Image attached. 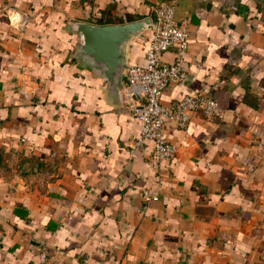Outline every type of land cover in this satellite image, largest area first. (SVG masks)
Returning <instances> with one entry per match:
<instances>
[{"label": "crops", "instance_id": "crops-1", "mask_svg": "<svg viewBox=\"0 0 264 264\" xmlns=\"http://www.w3.org/2000/svg\"><path fill=\"white\" fill-rule=\"evenodd\" d=\"M160 1L189 30L185 84L162 101L203 92L222 108L168 126L165 160L105 82L76 71L65 28ZM9 6L27 15L21 31ZM147 45H130V63ZM0 264H264V0H0Z\"/></svg>", "mask_w": 264, "mask_h": 264}, {"label": "built area", "instance_id": "built-area-1", "mask_svg": "<svg viewBox=\"0 0 264 264\" xmlns=\"http://www.w3.org/2000/svg\"><path fill=\"white\" fill-rule=\"evenodd\" d=\"M6 15L12 28L24 29L27 22L25 13L9 6ZM150 17L153 26L147 37L145 63L129 64L121 98L124 109L140 122V138H149L154 155L165 160L172 158L177 150L167 137L168 126H185L194 112H202L209 117L221 116L222 108L203 92H187L169 103L162 101V94L169 84H185L186 70L182 63L188 49L189 30L185 21L176 18L173 1L155 3ZM171 48L173 58L165 60L163 53ZM142 194L146 201L158 197L155 191L148 189H143Z\"/></svg>", "mask_w": 264, "mask_h": 264}, {"label": "water", "instance_id": "water-1", "mask_svg": "<svg viewBox=\"0 0 264 264\" xmlns=\"http://www.w3.org/2000/svg\"><path fill=\"white\" fill-rule=\"evenodd\" d=\"M65 28L71 33L70 52L77 72L102 79L105 100L117 110L124 108L121 92L130 64V45L148 37L153 22L149 15L119 23H95L69 19Z\"/></svg>", "mask_w": 264, "mask_h": 264}]
</instances>
